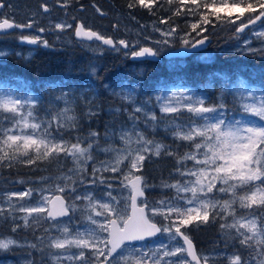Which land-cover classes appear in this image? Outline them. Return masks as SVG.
I'll list each match as a JSON object with an SVG mask.
<instances>
[{"label": "snow or ice", "instance_id": "6c2138e0", "mask_svg": "<svg viewBox=\"0 0 264 264\" xmlns=\"http://www.w3.org/2000/svg\"><path fill=\"white\" fill-rule=\"evenodd\" d=\"M156 2L135 0L128 7L152 10ZM173 2L168 0L169 4ZM178 3L180 7L175 15H180L182 8L189 3L197 9L203 7L218 20L222 12L226 13L229 23L239 21L235 28L237 34L264 18V0H257L256 6L246 0H219V5L217 0L211 3L178 0ZM2 7L4 5L0 2ZM42 8L44 12L48 11L46 4ZM258 9L254 17H245V13H257ZM234 14L235 18L231 19ZM200 20L203 24L210 22L207 14H201ZM33 23L30 20L20 24L0 17V31L32 28ZM55 28L63 31L72 29L73 25L57 23ZM191 28L205 31L200 23L192 24ZM39 31L44 32L45 29ZM175 31L172 28L163 35L172 36ZM74 35L84 40L101 41L103 45L115 47L116 44L111 37L86 28L83 23L76 24ZM255 35L264 38V31ZM19 39L28 44L48 46V41L41 36H21ZM205 39L196 40L191 47L203 44ZM118 43L129 47L126 40ZM183 44L189 45L190 41L185 39ZM156 54L151 47H139L131 52L132 57ZM6 55L0 50V57ZM122 98L134 103L130 92ZM246 98L256 99L253 92L241 91L240 99ZM156 99L163 101L159 111L168 119L165 131L174 140L190 145V150L183 155L169 150V145L150 139L139 128L142 122L155 131L162 123L161 117L145 106H136L128 113L132 122L130 128H121L118 133L107 130L104 133L108 140L118 136L120 147H100V134L96 131H90L83 137L77 134L64 138V132L79 133L78 118L71 114L74 109L68 106L69 101L65 100L66 107L57 110L51 118H40L36 115V101L31 96L0 92V166L11 168L15 163L32 166L52 160L59 163L61 158H70L73 163L72 168L55 178H41V183L54 180L47 188L29 187L24 191L0 193V220H10L13 233L20 228L38 227L41 222H50L56 229V234H53L50 228H45L46 235L36 237L37 242L22 244L11 237L0 238V250L9 251L12 246L28 247L41 253L47 250L49 264H209L210 260L215 264L218 257L198 253L186 229L219 221L220 231L225 237L238 241L250 252L248 258L239 254L225 257L228 264H264V123L228 118L223 111V103L205 106L203 98L186 90L171 91L167 97L158 96ZM242 107L244 113L264 121V96L258 103H245ZM115 111L119 113L120 109ZM183 111L191 114L186 123L177 121ZM86 114L89 117L95 115L91 104ZM94 150L111 154V158L97 163ZM162 154L175 158L177 167L174 172L181 179L171 183L162 181L160 187L173 191L172 197L149 201L146 189L155 186L149 185L140 173L146 159ZM89 161H93V167L91 179L86 180ZM189 161L192 162L191 167L188 166ZM105 173H122L120 188L127 191V196L112 194L113 185ZM18 182L25 183L23 180ZM79 185L104 186L106 190L98 198L87 187L77 194ZM34 192L39 194L35 206H24L26 198H32ZM221 195L227 198L221 199ZM77 201L83 204V208ZM78 210L82 212L83 226L73 228L70 222L62 223L60 218L69 217L70 220V213ZM17 212L23 215L17 216ZM158 217L160 223L156 222ZM158 235L165 236L167 243L160 241L139 247L134 243ZM27 264L36 262L29 260Z\"/></svg>", "mask_w": 264, "mask_h": 264}, {"label": "rangeland", "instance_id": "374dc122", "mask_svg": "<svg viewBox=\"0 0 264 264\" xmlns=\"http://www.w3.org/2000/svg\"><path fill=\"white\" fill-rule=\"evenodd\" d=\"M1 1V0H0ZM63 1V0H61ZM10 3V7H12L13 10H21L22 12L28 11L30 8L34 9V5H31L32 0H8ZM106 7L104 8V10ZM129 10H119L116 12L114 10L111 14V17L108 19H104L101 16L94 15V19L97 23H102L107 26H100L99 30L102 31L104 34L107 32L117 34V38L119 40H126L129 42V50H124L121 45L117 46V49L114 51V49L111 50L110 47L106 45H102L101 43H97L94 45H90V47H86L84 52V57L86 58V67H87V75L86 77L83 76L82 80L84 84L79 87V89L74 90L69 88V86L66 84L64 86V83L59 86L58 88V95L56 97L48 99V105L49 107H45V110L53 109L55 112L59 109H63L66 107L65 100L69 101L70 104L68 106L72 107L74 109V114L78 118V124H79V131L81 133L80 136H86L90 131H96L100 134V147H106L109 145L120 147V141L118 136L113 137L111 140L105 139L104 133L107 131L118 133L121 128H130L131 127V121L128 119V113L132 111V109L136 106H145L150 111H153L157 114L158 117H161L162 123L160 124V127L165 130V124L168 122L167 118H164L162 114L159 111L160 103L163 101H157V97H167L171 91H182L186 90L189 94L194 95L198 98H203L205 100V106H214L215 103H207L206 96H197L190 88H186L183 85L176 83V84H170L168 87H162L160 89L153 88L149 84H146L143 82V75L144 70L147 63H154L155 61H149V60H138V61H132L130 58L131 52L136 51L139 49V47H151L154 48L159 56H165V53L169 50H172L174 48H177L179 46L184 45L183 40L187 39L190 41L189 45L184 46H191L192 43H194L196 40L201 39L205 36H208L211 38L210 43L208 46L201 51L194 52L192 56H190L191 59L200 60L204 62H211L213 61L218 53H221L223 51H244V52H262L264 51V38L258 37L255 35L256 33L264 31V21L259 25L256 26L250 30H247L245 33L237 34L235 32V28L239 26V21H237L235 24H231L228 22L229 19L221 23L219 25L220 27L216 28H204L205 31L200 32V30H195L193 32H180L177 30V27L175 25L170 23H161L159 20L149 19L145 16H138L135 14V12H128ZM6 12V11H5ZM110 12V11H109ZM4 13L2 9H0V16ZM235 18V17H234ZM231 18V19H234ZM241 19H245L242 17ZM51 23L54 26H37L35 27V35L34 36H43L42 39L48 41V45L52 42L51 40H55L56 42H65L64 44H67L68 46H76L74 44L75 38L74 35L67 34L66 36L64 34L65 31H61L55 28V24L57 23H66L65 20L59 19V20H52ZM43 28L45 29L44 32H40L39 30ZM174 28L176 31L172 36H164L163 33L167 32L169 29ZM159 29V30H157ZM219 31V32H218ZM215 34V35H214ZM103 35V34H102ZM167 40L168 43H158L161 41ZM247 41V43H245ZM0 50L4 51L8 55V49L2 47V44L0 43ZM82 51V50H81ZM24 52V51H23ZM21 53V52H20ZM37 53V49H29L24 55H22L23 60L25 62H28L33 58V56ZM6 55V56H7ZM20 55V54H19ZM117 55V56H115ZM121 55H126V61H124L122 64L119 63L118 68V59H120ZM6 56L0 57V63L6 58ZM113 62L118 61L117 64H114L111 66V64L108 66L107 70L104 69L107 60ZM130 60V62H129ZM186 62V59L181 57H171V58H163L161 61V64H165L167 68L171 69L175 66L184 64ZM71 63V66H73V63ZM93 69H95V72H93ZM109 69V70H108ZM110 69H114L115 71H111ZM128 69V72L125 70ZM112 74L111 77H108L107 73ZM18 78H15L14 80L10 77L3 78L2 81H0V92L5 91H11L14 94L18 96H31L35 101L36 105L42 100L43 96L45 94H50V92L44 93L42 92H36L35 90H31L30 88L26 89L27 85L25 83L19 84ZM67 83L70 85L71 82L67 80ZM235 93L236 100L238 101V105L241 106L243 111V104L245 103H258L259 98L261 96H264V90H256L252 89L251 87L247 86L244 81H240L238 85H235ZM241 91H244L245 93L247 91H251L254 94L255 100L251 98H246L244 100L240 99V93ZM131 93L132 100L134 103H130L128 100H124L122 97L126 93ZM37 94V95H36ZM60 97H63L62 99H58ZM89 104H91V109L95 113L94 116L89 117L86 113L89 111ZM120 109V112L117 113L115 110ZM224 111V110H223ZM54 112V113H55ZM185 114L186 117H191V114L187 113L186 111L181 112ZM37 116H39L36 113ZM226 115V113H225ZM96 116H104L111 118L106 121H101L102 127L100 129H90L88 128L86 131L82 132L83 127L85 124H91L92 121H94ZM227 116V115H226ZM42 118L41 116H39ZM228 117V116H227ZM233 118V116L228 117ZM236 119H245V120H251L257 124L264 123V121H261L259 117L253 116L248 114V116H244V114H236L234 116ZM114 120V121H113ZM189 120L184 118L181 122H188ZM105 122V123H104ZM8 124H5V127H7ZM89 127V126H88ZM139 128L145 132V134H148V130H150V127H145V125L141 122L139 124ZM162 129V131H163ZM67 133L70 136H67ZM168 133V132H167ZM65 139H69L71 137H74L75 132H64ZM154 135V134H153ZM171 136V135H170ZM158 141V140H157ZM74 142V141H73ZM161 142V141H159ZM162 143V142H161ZM94 156L96 159V162L103 161L106 159L111 158V154H105L103 152H97L94 150ZM152 157V156H151ZM146 161V160H145ZM145 163V162H144ZM49 171H44L39 176H22V177H10L8 179H2L0 180V193H8L13 191H24L25 189L31 187L34 189H38L41 187H49L54 183V180H48L44 183H41V178L43 177H49V178H55L61 174V172H67V169L73 167V163L71 159L64 160L63 158L60 159L59 163L57 161L52 160L49 162ZM192 162H188V166L191 167ZM93 167V161L88 162V174L85 176L86 180L91 179V170ZM144 167V166H143ZM126 171V168L124 169ZM42 171V170H41ZM143 175L142 173H140ZM105 176L110 178V183L113 185V192L112 194L114 196H127V191H121L120 188V179L122 176V173H105ZM144 177V176H143ZM178 179H181L179 176H176V178L172 181H176ZM23 180L25 183H19L18 181ZM171 183V182H169ZM87 187L88 191H93L95 195L99 198L102 193L106 190L104 186H93V185H79L78 186V192L77 194H80L81 191ZM155 187H149L146 189L147 198L149 201H156L161 198L154 197ZM160 189V188H159ZM151 190H153V193L151 194ZM165 191V192H162ZM159 194H165V197H172L174 195V192L168 189L162 188L158 191ZM151 196V197H150ZM221 199H226V196L221 195ZM39 199V194L35 193L33 194L32 198H26L24 202V206H35L36 201ZM2 202V201H0ZM86 203V202H85ZM77 204L80 205L81 208H83V204H81L79 201H77ZM17 216L23 215L22 213H15ZM71 219L68 218L61 219L62 223H71L73 228L75 226H83L81 224L82 219V212L76 211L75 213H71ZM22 223V221H19ZM156 222L160 223V218L158 217L156 219ZM12 223L11 221H5L2 220V229H1V222H0V238L5 237H11L15 239L16 241L20 243H26V242H37L36 237L46 235L44 233L45 228H50L53 234H56V229L51 227L50 222H41L38 227H32V228H20L15 233L11 231ZM160 241H164L167 243V239L165 236L159 235L158 237L149 240L148 242H142L140 244H136L138 247L141 244H145L148 246H151L154 243H159ZM180 244H182V241H179ZM173 246H178L174 244ZM13 251L15 253H13ZM202 254H210V253H203ZM3 255H12L11 258H5L3 259ZM34 255H37L39 257H44L47 259V250H45L44 253L38 252L36 250H33L28 247H15L12 246L11 250L9 251H3L0 250V264H27L29 260H34ZM212 255H215L218 257V259L215 261V264H228L227 259L224 257L225 254L223 253H213ZM232 256V255H231ZM226 257H229L226 256ZM209 264H214L213 261L210 260Z\"/></svg>", "mask_w": 264, "mask_h": 264}, {"label": "trees", "instance_id": "16d2710c", "mask_svg": "<svg viewBox=\"0 0 264 264\" xmlns=\"http://www.w3.org/2000/svg\"><path fill=\"white\" fill-rule=\"evenodd\" d=\"M119 4L127 5L129 3H134L135 0H111ZM202 2L211 3L212 0H202ZM232 2V0H229ZM246 2L253 3L254 6L257 5V0H246ZM217 5H219V0H217ZM243 6V5H242ZM180 7L178 0H174L173 3L169 4L168 0H157L153 5L152 10L142 8L140 6L133 7L134 10H146L148 13L145 16L149 19H155L159 21H166L167 23L175 25L177 30L180 32H193L191 25L194 23H200L203 28H216L220 27L221 23L230 19L227 17L226 13L222 12L221 19H217L203 7L197 9L195 5L191 3L185 5L180 15H175L176 9ZM192 9L193 11H189ZM257 13H245V17L251 15L255 16ZM201 14H207L209 16V23L203 24L200 20ZM233 15L232 18L235 17ZM199 30V29H196ZM219 32V31H218ZM215 35V34H214ZM51 54L48 57L41 58L38 56L27 63L13 62L5 68L2 63H0V81L3 78L10 77L13 80L18 78V83L35 89L36 86L41 87H53L56 91L50 94H45L42 100L36 105V113L42 118H51L55 110L48 109L49 107L48 99L56 97L58 95V88L62 83L64 86L67 84L71 89L77 90L82 85V77L87 75L86 61L84 57V52L81 49H67L61 50L58 47L52 48ZM186 62L184 64L175 66L171 69L167 68L165 64L161 62L147 63L143 82L149 84L153 88H164L170 86V84L179 83L184 87L190 88L197 96H206L207 103H223L225 105L224 112L228 117H234L236 114H248L242 111L238 101L236 100L235 85H238L240 81H244L247 86L252 89L264 90V51L262 52H244V51H223L218 53L216 58L211 62H204L200 60L191 59L190 57L185 58ZM107 58L105 59V61ZM119 61V62H118ZM118 61H109L104 67L107 70L108 66L111 64H117L119 66L124 62L120 59ZM72 62L73 66L70 67L69 63ZM121 64L119 65V63ZM130 62V60H129ZM109 70V69H108ZM115 71L114 69H110ZM128 72V69L125 70ZM108 77L112 74L107 73ZM67 80L71 82L69 85ZM87 84V83H84ZM184 118L190 120L191 117H186L185 114L180 113L177 117V121L181 122ZM109 117L96 116L91 124H85L82 132L90 129H100L103 123L101 121H112ZM114 121V120H113ZM108 122V121H106ZM105 123V122H104ZM89 126V127H88ZM160 126L153 131L148 130L146 134L150 139L161 141L162 143L169 145L171 151L178 152L183 155L184 152L190 150V145L182 141H176L169 133H167ZM66 133V132H65ZM75 133V134H80ZM154 134V135H153ZM70 136L67 133V136ZM55 161V160H54ZM49 162H38L36 165L27 166L21 163H15L11 168L2 166V179H8L10 177H22V176H40L44 171H49ZM177 167L176 160L174 157H170L162 154L160 157L152 156L146 159L144 167L141 170L144 178L149 185L156 186L154 190L156 198L165 197V194H159L161 189L160 185L162 181L172 182L176 178L174 169ZM1 168V166H0ZM42 170V171H41ZM160 188V189H159ZM163 190V189H162ZM151 194L153 190L150 191ZM165 192V191H162ZM151 197V196H150ZM149 198V197H148ZM219 221L215 223H208L207 225L200 226H190L186 229V234L194 241L199 253H223L226 256H231L235 254L241 255L243 258H248L250 255L249 250L242 248L238 241H233L226 238L225 235L220 231ZM13 253H15L13 251ZM12 255H3L2 258H11ZM34 261L36 264H49V260L34 255Z\"/></svg>", "mask_w": 264, "mask_h": 264}, {"label": "flooded vegetation", "instance_id": "af4514ba", "mask_svg": "<svg viewBox=\"0 0 264 264\" xmlns=\"http://www.w3.org/2000/svg\"><path fill=\"white\" fill-rule=\"evenodd\" d=\"M0 2L3 3L4 7L0 8L4 13L0 17H7L11 20H14L16 23L26 24L30 20L34 21L32 28H24V29H12V30H3L0 32V43L2 47L8 49V55L2 61V65L7 68L8 65L16 62L23 61V55L31 48L37 49V53L33 56L31 60L41 56V58L48 57L52 51L53 46L58 47L61 50L67 49H81L82 51L86 49V47H90V45H94L97 43H101V41L93 40L92 42H78L74 41L76 46H68L64 44L65 42H56L55 40H51L52 42L47 47L43 44H28L27 42H22L19 37L21 36H34L35 35V27L37 26H54L51 21L52 20H59L63 19L66 23L72 24V29H65V36L67 34L74 35V28L76 24L83 23L86 28H90L93 31L100 33L105 37H111L115 42L114 51L119 46V39L117 38V34L107 32L104 34L102 31L99 30L100 26H107L102 23H97L96 20L93 18L95 14L96 16H101L104 19H108L111 17V14L114 10H129L128 12H135L138 16L139 13L142 15H146L148 11L146 10H134V8H129L128 5L119 4L115 1L111 0H32L31 5H34V9L30 8L26 12H22L21 10H13L10 7V3L8 0H1ZM48 6V11L44 12L42 6ZM106 9L104 10V8ZM97 9L100 11L98 12ZM6 11V12H5ZM110 11V12H109ZM155 20V19H154ZM42 37H45L43 35ZM103 45V44H102ZM122 46V45H121ZM123 47V46H122ZM124 50H129L128 48L123 47ZM24 51V52H23ZM21 52V53H20ZM116 52V51H115ZM23 53V55H22ZM20 54V55H19ZM117 56V55H115ZM26 58V56L24 57ZM162 58H164L162 56ZM120 60L126 61V55H121ZM71 66V63H69ZM53 92V88H46L41 87L37 88V92ZM0 180H2V166L0 168ZM1 222V229H2V220Z\"/></svg>", "mask_w": 264, "mask_h": 264}, {"label": "water", "instance_id": "95a60500", "mask_svg": "<svg viewBox=\"0 0 264 264\" xmlns=\"http://www.w3.org/2000/svg\"><path fill=\"white\" fill-rule=\"evenodd\" d=\"M264 20V18H262L261 21H257L254 25H250L249 28L245 29L244 32L242 33H245L248 29L250 28H253L257 25H259L262 21ZM1 32V31H0ZM242 33H239V34H242ZM206 39H205V42L203 44H200V45H197L195 48L191 47V46H179L177 48H174L172 50H169L165 53V57L167 58H171V57H188V56H191L194 52H198V51H201L202 49L206 48L208 46V44L210 43L211 41V38L208 37V36H205ZM205 37L201 38V39H204ZM76 39L82 41L84 39H81V38H78L76 37ZM84 41H89V40H84ZM93 41V40H92ZM90 41V42H92ZM108 47H110L111 49H114L115 47L114 46H109V45H106ZM146 47V46H145ZM154 49V48H153ZM155 50V49H154ZM156 51V50H155ZM157 53V52H156ZM132 59H149V60H154V61H158L161 59V57L156 54V55H146L144 57H132ZM145 195L147 196L146 192H145ZM71 214V213H70ZM66 218V217H64ZM60 219H63V218H60ZM152 239V238H151ZM193 241V240H192ZM144 242V241H143ZM134 243H140V242H134ZM194 243V241H193ZM195 245V243H194ZM195 248L197 250V247L195 245ZM198 252V250H197Z\"/></svg>", "mask_w": 264, "mask_h": 264}]
</instances>
